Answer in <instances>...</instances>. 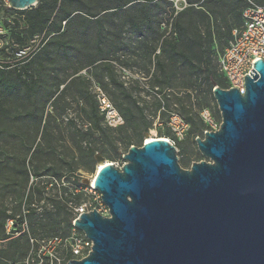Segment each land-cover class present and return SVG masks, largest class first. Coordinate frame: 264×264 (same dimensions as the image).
Returning a JSON list of instances; mask_svg holds the SVG:
<instances>
[{
    "label": "rangeland",
    "instance_id": "rangeland-1",
    "mask_svg": "<svg viewBox=\"0 0 264 264\" xmlns=\"http://www.w3.org/2000/svg\"><path fill=\"white\" fill-rule=\"evenodd\" d=\"M124 1L128 0H60L73 16L90 11L99 14V19L83 22L74 18L66 24L60 19L62 13L56 12L61 34L52 35L28 68L5 72L11 88L4 90L0 85V211L18 216L23 205L31 208L28 223L37 238L70 231L66 210L52 208L64 193L46 190L52 179L75 175L73 182L68 178L71 185L63 197L73 203L79 195L80 201L87 199L84 192L72 193L80 186L90 192L100 163H111L120 170L129 145L141 147L148 139L172 138L167 127L170 113L184 117L190 111L200 124L197 98L202 96L208 70L216 76L215 88L226 87L218 60L230 40L228 31L240 27L241 5L230 9L206 0H130L127 6L116 8ZM252 1L264 4V0ZM186 4L195 10L181 15ZM3 6L8 8L6 0H0V18L15 21L18 31L25 29L30 10L3 15ZM157 57L163 67L156 65ZM107 64L112 65V74ZM90 95L96 100L104 96L120 116L119 109L131 107L135 118L127 126L123 120L111 127L103 115L104 135L81 136L78 131L86 133L88 127L85 111L92 107ZM206 108L221 124L215 99ZM204 131L192 132L177 144L183 169L208 161L196 144L197 137L204 138ZM80 137L83 153L74 143ZM92 151L93 160L83 155ZM27 248L26 234L12 237L0 250V264H21Z\"/></svg>",
    "mask_w": 264,
    "mask_h": 264
},
{
    "label": "water",
    "instance_id": "water-1",
    "mask_svg": "<svg viewBox=\"0 0 264 264\" xmlns=\"http://www.w3.org/2000/svg\"><path fill=\"white\" fill-rule=\"evenodd\" d=\"M6 1L25 11L40 0ZM250 73L243 95L213 90L221 125L196 139L208 161L183 169L176 147L154 139L98 171L110 217L75 222L93 248L68 264H264V61Z\"/></svg>",
    "mask_w": 264,
    "mask_h": 264
},
{
    "label": "built area",
    "instance_id": "built-area-1",
    "mask_svg": "<svg viewBox=\"0 0 264 264\" xmlns=\"http://www.w3.org/2000/svg\"><path fill=\"white\" fill-rule=\"evenodd\" d=\"M13 24L12 20H8ZM45 33L33 36L26 46H20L10 38V28L0 22V69L12 70L33 59L47 42ZM258 60L264 61V5H258L252 0H247V5L242 12V23L238 29L232 31V37L227 47L218 60L219 73L228 84L227 89H238L243 95L245 92V76L251 74ZM100 111L106 115L109 126H117L123 123L122 117L107 99L98 96ZM200 119L206 132L217 131L221 124L215 122L208 108L200 112ZM167 127L172 138L166 139L170 144L176 145L186 140L191 131V125L178 113H170ZM200 137H197V139ZM177 149V148H176ZM62 177L60 180L52 179L46 186V190L61 192L75 181V175ZM88 188L80 186L73 196L80 192L87 194L88 198L80 203L68 202L67 208L72 215V227L66 236H48L37 238L32 235L26 215L29 211H23L8 219L5 223V234L8 239L26 234L29 247L21 264H68L69 261H81L89 256L93 248V242L85 234L75 228V222L83 214L97 211L103 217H110L109 209L103 202L101 194L91 184ZM62 195V194H61ZM59 194L58 200H62ZM54 210V205H52ZM2 241L0 242L1 247Z\"/></svg>",
    "mask_w": 264,
    "mask_h": 264
},
{
    "label": "trees",
    "instance_id": "trees-1",
    "mask_svg": "<svg viewBox=\"0 0 264 264\" xmlns=\"http://www.w3.org/2000/svg\"><path fill=\"white\" fill-rule=\"evenodd\" d=\"M1 1H3V0H1ZM62 1L63 0H61V2ZM206 1L207 2H215V3L218 2L219 5L227 6L230 9H234L236 4L241 5L243 7L241 10V23H242V12L247 5L246 0H217V1L216 0H206ZM132 2L133 1H130V0L124 1V2L120 3L116 8H123ZM255 3L258 5H264V4L257 3V2H255ZM27 10H30V11L28 12L26 18L24 19L25 29L20 28L21 31H18L19 25H17L15 21H12L13 24H9L8 23V20H10L9 18H4V17L0 18V22L5 27L10 28V38L12 40H14L16 43H18L20 46H26L28 44L29 40L33 36L38 35V34L45 33L46 38L48 40H47L46 44L44 45V47L41 49V51L33 59L28 61L27 63H24V64L16 67L15 69H12V70L0 69V85L4 88V90H8L9 88L12 87L10 83H7V78H6L5 72L17 71L19 73L20 71H23L26 68H28L29 64L33 60H35L39 56V54L42 51H44L45 48L48 46L52 37H54L52 35H60L61 34L62 25L57 23V17H58L57 14L58 13H56V12L62 13V16L60 17V19L63 22H66V24L71 22L74 18H80L83 22H85L87 20L91 21L93 19H95L97 21L99 19L98 18L99 14L91 13L90 11H88V12L83 11L82 12L83 14H81L78 17L73 16L72 11H69L68 9H66L60 5V0H40L35 7L29 8ZM194 10H195L194 7L186 4L184 12H182L181 15L192 14L194 12ZM25 11H16L13 9H8L6 6L2 7L3 15H7L9 12H21L22 13ZM198 11H200V10H198ZM241 23H240V26H241ZM179 29L181 30V28H179ZM228 33L232 37L231 30H229ZM231 37H230V39H231ZM171 47H173V51L175 53H178L177 49L175 48L176 47L175 45H171ZM179 54L185 58L183 53H179ZM156 65L159 67H163V64L160 61L159 57H157ZM106 67H107L108 71L112 74L113 73L112 65L107 64ZM206 67H208V63L206 64ZM207 73H208V76L207 77L205 76L204 81H203L204 88L201 89V87H200V89H201L200 92H201L202 96H200V97L198 96V98H197L200 110L205 109L207 107L208 103H210L214 100L213 90L215 89V86H216L215 85L216 82L214 80L216 76L211 70H208ZM220 76L224 79V77L222 75H220ZM110 78H111V80L114 81V83H116L114 76L110 75ZM224 81L226 82L225 79H224ZM221 88L227 89L228 88L227 82H226V87H221ZM124 96H125V99L127 101L131 100V102H133L131 95L124 93ZM89 98H90V102L92 103V107L88 112L85 111V116H86L87 121H88V127L86 128L87 131H86V133H81V131H78V133L81 134V136H85L87 134L91 135V134H94V132L96 134H103L104 135L105 130L101 126V120L103 119L104 114L100 113V108H99L100 105L98 104V100H96L93 95H90ZM119 113L121 114V116L124 120L123 126L124 125L127 126V125L131 124L132 120L135 118L131 107H126L125 109H119ZM185 114L186 115L184 117L182 115L181 116L185 119V121H187L191 125L190 134L192 132H203L205 127H204L202 121L200 120V124H196L194 121V116L190 115L191 114L190 111L189 112L185 111ZM120 128H122V126ZM82 141H83V138L80 137V138H77L76 141L74 142L75 146L77 147V149L80 153L84 152L83 147L81 145ZM184 142L185 141L180 142V143H178V145L182 144ZM176 148H177V145H176ZM129 149H130V145L127 148V152L129 151ZM115 154H116V157H119L118 148H115ZM83 155L87 156L90 160H93V158L95 156V152L92 151L88 154L85 153ZM65 176H68V175L60 176V177H58L59 178L58 180H60L62 177H65ZM66 189L67 188L62 189L64 191L63 196L65 194H67V192L65 193ZM63 196H62V200H56L57 202L54 201V203H56V207H54V211L66 210V212L70 218L69 222L67 223V226L69 227V230H70L72 227V220L73 219H72L71 213L68 211V208H67V203H68L67 199L68 198L65 199ZM75 199L78 200L77 203H80V195L77 196ZM24 210L29 211V213L26 215V218L28 220V218L31 216L30 212H32L33 210H31V208L29 209L28 207H26V205H23L20 215H22ZM32 215H34V214H32ZM12 217H15V216H8L6 214V211H0V234H1L0 235V242L2 241L0 250L11 240V239H8V237L6 236L4 227H5L6 221ZM29 226H30V224H29ZM68 233H66L65 235H62V236H66ZM52 236H59V235H52ZM27 243H28V239H27ZM28 247H29V243H28ZM27 250H28V248H27Z\"/></svg>",
    "mask_w": 264,
    "mask_h": 264
},
{
    "label": "bare ground",
    "instance_id": "bare-ground-1",
    "mask_svg": "<svg viewBox=\"0 0 264 264\" xmlns=\"http://www.w3.org/2000/svg\"><path fill=\"white\" fill-rule=\"evenodd\" d=\"M151 140H152V139H150V140L148 139L147 142H148V141H151ZM107 164H108V163H104V162L100 163V164L98 165V167H97V173H98V171H99L101 168H103V167L106 166ZM97 173H96V176H97ZM95 178H96V177H95ZM94 181H95V179L92 180V185L94 184Z\"/></svg>",
    "mask_w": 264,
    "mask_h": 264
}]
</instances>
